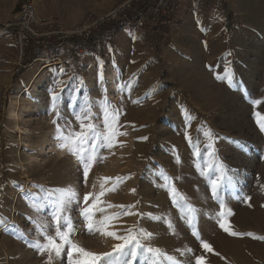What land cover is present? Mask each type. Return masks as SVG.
<instances>
[{"label": "rangeland", "instance_id": "rangeland-1", "mask_svg": "<svg viewBox=\"0 0 264 264\" xmlns=\"http://www.w3.org/2000/svg\"><path fill=\"white\" fill-rule=\"evenodd\" d=\"M26 1L40 28L67 34L91 23L103 33L117 25L101 22L110 13L130 2L135 13L144 0H0V264H69L67 246L59 257L34 246L45 243L36 224L54 223L53 190L69 188L77 194L64 213L73 225L70 239L89 252H111L122 242L89 231L81 212L95 204V224L115 217L106 230L117 236L150 233L138 237L141 243L178 264L199 257L204 264H264V131L257 123V113L264 116V0H201L192 5L200 22L190 24L187 3L171 0L165 31L93 40L70 69L21 59L5 28ZM84 52L100 60L78 64ZM86 99L91 123L109 135L106 110L119 133L110 147L97 148L87 178L56 138L57 125L80 131L76 114ZM172 105L182 106L177 117ZM48 234L55 235L54 226Z\"/></svg>", "mask_w": 264, "mask_h": 264}, {"label": "snow or ice", "instance_id": "snow-or-ice-1", "mask_svg": "<svg viewBox=\"0 0 264 264\" xmlns=\"http://www.w3.org/2000/svg\"><path fill=\"white\" fill-rule=\"evenodd\" d=\"M58 97L53 94V110H56V102ZM254 104L259 103V101H253ZM107 104V101L104 102V105ZM102 105V108L104 107ZM105 130L109 135H104L101 133L97 126L91 123V105L88 104L87 99L85 104L81 106L80 112L76 114V119L80 121V131H68L65 132L59 125H57V139L61 141L60 148L67 149L68 152L75 156L77 160L81 163L84 168V176L87 178L88 171L92 166L93 161L97 156V148L103 146H111V137L115 134L112 129L109 127L108 121V112L104 111ZM259 117L257 123L261 129L264 131V116H261L257 113ZM113 117L116 118V113H113ZM85 119H88V123H84ZM53 124H56V121L53 120ZM206 135L211 136L210 133ZM147 139V138H144ZM199 153H197L198 155ZM230 182V180H229ZM211 188L213 196L218 199L221 209L224 208V203L222 200H219L218 193V184L217 179L211 181ZM114 190V189H113ZM54 193H58L55 201L50 205L52 207L51 212V221L53 224L47 222H40L36 224L38 234L41 235L45 243L36 242L34 245L41 253L49 251L54 253L57 257L61 256L65 250V246L68 247L67 255L69 264H135L139 259L143 260V264H160L161 259L166 260L168 264H178V262L166 252L158 248H152L151 246H145L141 243V239L138 237L149 238L150 233H145L143 230H140L137 234H132L131 230L129 234L125 237L117 236L115 232L107 231V222L114 219L115 217H106L105 221L97 225L93 222L94 212L93 209L96 207L93 204L90 208H85L81 212V215L84 216L85 221L87 222V227L89 231L100 232L101 235L113 237L114 239L122 241L113 246L111 252H105L102 254H95L85 250L84 248L73 243L70 239L71 232L73 231V225L71 223L70 217L64 215L67 205L72 203L74 199L77 198V194L72 189H56L53 190ZM176 189L172 188L170 190V195H172L175 200ZM103 195V193H101ZM89 196L84 197L85 202H87ZM109 207H124L122 205H109ZM194 211V210H193ZM130 214V213H125ZM230 214V212H229ZM223 215V213H220ZM54 226L55 235L48 234V228ZM226 232H229L230 235H237L234 232L229 231V227L224 223L220 224ZM171 227V225H169ZM196 233H194L195 235ZM202 247L207 251H212L210 245L205 242H202ZM73 253L81 257L79 260H73ZM51 258V257H50ZM197 264H204V258H197Z\"/></svg>", "mask_w": 264, "mask_h": 264}, {"label": "built area", "instance_id": "built-area-1", "mask_svg": "<svg viewBox=\"0 0 264 264\" xmlns=\"http://www.w3.org/2000/svg\"><path fill=\"white\" fill-rule=\"evenodd\" d=\"M132 3L110 13L106 21H101L103 24L113 21L117 23L103 33H96L95 30L98 28L91 23L78 32L61 34L56 31L47 32L40 28L41 18L34 4L26 1L18 9L13 19L14 23L7 25L5 30L13 46L20 53L21 59L26 58L28 64L32 61L42 62L43 65L53 64V67L70 69L82 53L84 44L93 40L108 43L119 31L155 32V28L170 22L167 16L175 9L171 0H151L150 5L133 13L134 4ZM156 17L159 19H155ZM97 23L94 22V24Z\"/></svg>", "mask_w": 264, "mask_h": 264}, {"label": "crops", "instance_id": "crops-1", "mask_svg": "<svg viewBox=\"0 0 264 264\" xmlns=\"http://www.w3.org/2000/svg\"><path fill=\"white\" fill-rule=\"evenodd\" d=\"M184 2H186V9H188V19L186 20V23L185 24H190V23H198L200 21H198L200 18V13L198 10H193V4L198 2V1H201V0H183ZM215 18V17H213ZM216 18H219V17H216ZM129 34H133L134 35V38L138 37V36H141L142 33L140 32H131V31H124L122 33V37L123 39L129 37ZM143 35V34H142ZM100 60V58H91L88 53L84 52L83 55L81 56V59L79 61L78 64H89L91 65L92 63L95 64V62H98Z\"/></svg>", "mask_w": 264, "mask_h": 264}, {"label": "bare ground", "instance_id": "bare-ground-1", "mask_svg": "<svg viewBox=\"0 0 264 264\" xmlns=\"http://www.w3.org/2000/svg\"><path fill=\"white\" fill-rule=\"evenodd\" d=\"M116 77H118V74L117 73H114V74H111V82H112V84L111 85H113V87L114 88H116ZM171 110H172V113L177 117L179 114H180V112L182 111V106L180 107V105L179 106H176V105H172V108H171ZM141 115V114H140ZM143 115V114H142ZM54 146H56V145H54ZM54 146H52V145H50V147H48L49 149L50 148H54ZM57 147H55V149H56ZM58 149V148H57ZM116 194H118V195H123L124 194V188H123V186L122 185H119L117 188H116ZM42 203V199H41V197L39 198V197H36L35 198V204H41Z\"/></svg>", "mask_w": 264, "mask_h": 264}, {"label": "trees", "instance_id": "trees-1", "mask_svg": "<svg viewBox=\"0 0 264 264\" xmlns=\"http://www.w3.org/2000/svg\"><path fill=\"white\" fill-rule=\"evenodd\" d=\"M147 1V2H146ZM145 3V4H144ZM151 4V0H144V1H142V2H140L139 4H137V6H135V8L136 9H138L139 7H141V8H143L144 6H148V5H150ZM140 8V9H141ZM169 18H170V15L169 16H167V19L169 20ZM105 27H107V26H105ZM165 28L166 27H161L159 30H157V31H160V30H162V29H164V31H165Z\"/></svg>", "mask_w": 264, "mask_h": 264}]
</instances>
